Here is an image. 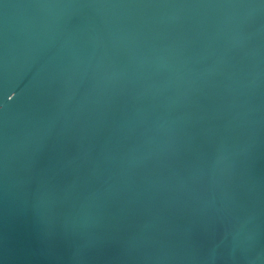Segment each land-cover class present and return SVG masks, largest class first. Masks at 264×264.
Wrapping results in <instances>:
<instances>
[{
    "label": "water",
    "instance_id": "95a60500",
    "mask_svg": "<svg viewBox=\"0 0 264 264\" xmlns=\"http://www.w3.org/2000/svg\"><path fill=\"white\" fill-rule=\"evenodd\" d=\"M0 264H264V0H0Z\"/></svg>",
    "mask_w": 264,
    "mask_h": 264
}]
</instances>
